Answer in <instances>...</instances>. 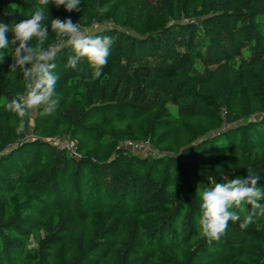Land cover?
I'll return each mask as SVG.
<instances>
[{
  "label": "trees",
  "instance_id": "obj_1",
  "mask_svg": "<svg viewBox=\"0 0 264 264\" xmlns=\"http://www.w3.org/2000/svg\"><path fill=\"white\" fill-rule=\"evenodd\" d=\"M35 5L0 0V21L19 23ZM79 9L48 6L44 47L57 43L53 18L82 30L106 21L94 32L114 41L103 74L93 79L87 59L66 69L72 51L62 48L59 107L38 110L22 133L5 104L24 92L23 75L10 71L8 50L0 62V264H264V217L239 227L246 202L219 241L208 243L199 223L209 176L222 183L251 168L264 188V0H81ZM213 160L227 166L203 168Z\"/></svg>",
  "mask_w": 264,
  "mask_h": 264
},
{
  "label": "clouds",
  "instance_id": "obj_2",
  "mask_svg": "<svg viewBox=\"0 0 264 264\" xmlns=\"http://www.w3.org/2000/svg\"><path fill=\"white\" fill-rule=\"evenodd\" d=\"M50 4L58 8L63 6L66 11L73 12L80 10L81 0H36L35 11L26 19L14 25L0 21V62L3 61L4 50H8L13 61L9 65L10 71L19 69L24 79V92L5 104V109L19 118L17 133L25 131L27 122L38 110L42 109L40 114L47 116L57 111L61 98L56 91L59 76L54 72L57 65L53 61L62 48L72 51L66 69L75 70L82 59H87L93 70V79H98L103 74L114 42L109 36L95 35L91 29L82 30L80 24L73 23L71 18H53L50 28L55 33L57 43L45 48L49 36L45 21L49 20ZM9 31L13 33L11 40L6 35ZM34 38L36 43L33 45ZM247 170V178L228 179L225 176V182L222 183H217L212 176L208 177L210 187L200 194L202 203L199 221L201 235L208 243L219 241L225 235L230 221L235 223L241 220L240 215L231 210L233 206L242 208L245 202L251 206L239 224L242 230L253 225L258 217H264V204L259 203L264 199V188L258 186L261 177L253 175L251 168ZM257 230H260L259 225Z\"/></svg>",
  "mask_w": 264,
  "mask_h": 264
},
{
  "label": "rangeland",
  "instance_id": "obj_3",
  "mask_svg": "<svg viewBox=\"0 0 264 264\" xmlns=\"http://www.w3.org/2000/svg\"><path fill=\"white\" fill-rule=\"evenodd\" d=\"M106 27H111V24H109L108 22H101L100 24L98 25H94L93 27L89 28L91 30H93V32H96L97 30L101 29V28H106ZM51 143H54V144H63L65 146H68L70 149L73 145V142L71 141H68V140H51L50 141ZM149 148V149H148ZM147 149V150H146ZM136 153L142 155V156H150V155H155L156 152L153 151L150 147H146L144 150L142 151H135ZM252 159H255L254 157H247V160H252ZM227 166V161L225 160H222V161H218V160H213V161H209L205 167L203 168H206V169H209V170H214V169H217V168H225Z\"/></svg>",
  "mask_w": 264,
  "mask_h": 264
},
{
  "label": "built area",
  "instance_id": "obj_4",
  "mask_svg": "<svg viewBox=\"0 0 264 264\" xmlns=\"http://www.w3.org/2000/svg\"><path fill=\"white\" fill-rule=\"evenodd\" d=\"M61 149H67L70 152L74 151V145H72L71 149L68 146H65L63 144H56ZM123 146L125 148L131 149L133 151H142L146 147H150L148 143H139V142H125L123 143ZM149 149V148H148ZM147 150V149H146Z\"/></svg>",
  "mask_w": 264,
  "mask_h": 264
}]
</instances>
